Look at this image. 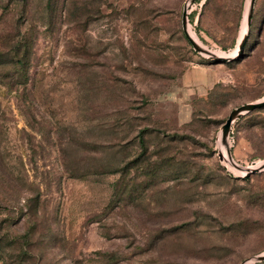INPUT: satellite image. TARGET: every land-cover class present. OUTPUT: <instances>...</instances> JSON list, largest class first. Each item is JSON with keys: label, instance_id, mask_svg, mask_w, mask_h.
<instances>
[{"label": "rangeland", "instance_id": "1", "mask_svg": "<svg viewBox=\"0 0 264 264\" xmlns=\"http://www.w3.org/2000/svg\"><path fill=\"white\" fill-rule=\"evenodd\" d=\"M49 1L0 0V264H264V170L220 144L264 97V0L228 61L189 0ZM249 4L193 0L192 38L233 56ZM224 146L264 162V107Z\"/></svg>", "mask_w": 264, "mask_h": 264}, {"label": "water", "instance_id": "2", "mask_svg": "<svg viewBox=\"0 0 264 264\" xmlns=\"http://www.w3.org/2000/svg\"><path fill=\"white\" fill-rule=\"evenodd\" d=\"M192 1L193 0H189V3L184 7L183 14H182V25H183L184 32L186 33V35H187L189 41L191 42V44L193 45L194 49L201 52V53H206L210 57L215 58V59L220 60V61H228L231 58H233L234 56H231V55H217L216 53H214L210 49L203 47L199 42L194 40L189 35V33H188V6L192 3ZM254 4H255V0H250L249 10L247 13V28L248 29L246 30V33L242 36L240 42L238 43V50H237L238 55L243 50L245 42L248 38V33H249L250 24H251V18H252V13H253V9H254ZM263 105H264V97L261 99L255 100V101H251V102L241 104V105L233 108L230 111L228 118L226 119L225 123L221 127V135H222L223 143L227 142V138L229 137L230 130L232 127V123L234 122V120H236L240 116H242V115H244V114H246V113H248V112H250L256 108L262 107ZM226 150H227L228 158L231 160V164H233L235 167H237L240 171H244L245 177L249 176L252 173H256V172H260V171L264 170V162L261 163L260 165L255 166V167H247V168L242 167L233 159L231 151L228 148H226ZM221 157H222V155H221ZM254 259L258 260V261H263L264 260V254L257 255L254 257ZM242 264H244V263H242Z\"/></svg>", "mask_w": 264, "mask_h": 264}, {"label": "trees", "instance_id": "3", "mask_svg": "<svg viewBox=\"0 0 264 264\" xmlns=\"http://www.w3.org/2000/svg\"><path fill=\"white\" fill-rule=\"evenodd\" d=\"M54 3H55V1H53V0H50L49 3H48V5H49L48 8H50L52 11H53L54 6H55ZM9 40H14V39H13V37H11ZM15 42L16 43H14L13 45L10 46V51H9V55H8L10 60H9L8 64L11 65L12 69L17 70V72H18V70H22V71L25 70V74H26V67L29 64L31 51L26 49L25 52H23V54H22V48L24 46L28 47L27 44H28L29 41L27 40L26 36L24 35L21 38V40L18 39ZM20 43H22V44H20ZM19 54L20 55L22 54L23 57L20 58ZM25 74L24 73L23 74L19 73V77H17L16 82H19V78L22 77ZM13 78L14 77H11L10 80L13 81ZM20 82H22V83L27 82L26 75H25L24 81H20ZM262 107H264V105ZM262 107L256 108V109H254V110H252V111H250V112H248L246 114H249V113H251V112H253V111L257 110V109H260ZM246 114H244V115H246ZM244 115H242V116H244ZM242 116H240V117H242ZM143 133H144V130H141L140 134H139L141 142H143L144 138H145Z\"/></svg>", "mask_w": 264, "mask_h": 264}, {"label": "bare ground", "instance_id": "4", "mask_svg": "<svg viewBox=\"0 0 264 264\" xmlns=\"http://www.w3.org/2000/svg\"><path fill=\"white\" fill-rule=\"evenodd\" d=\"M250 1V0H249ZM249 3V2H248ZM246 16L247 15H245V26H244V29L246 30L247 29V26H246ZM189 26V25H188ZM188 33H189V35L191 36V37H193V38H195L194 36H193V34H192V31H191V29H190V27H188ZM214 53H216L217 55H226V54H222V53H220V52H216V51H213ZM236 53H237V50L234 52V55L233 56H235L236 55ZM220 144H221V146L222 147H224V150H225V153H224V151H223V154H224V156L227 158V160L231 163V160L228 158V154H227V150H226V148H225V146H224V143H223V140H222V135H221V137H220ZM263 163V162H262ZM261 163H259L258 165H260Z\"/></svg>", "mask_w": 264, "mask_h": 264}]
</instances>
